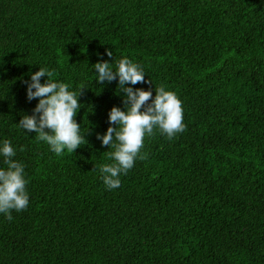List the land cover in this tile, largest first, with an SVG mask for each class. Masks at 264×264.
I'll return each mask as SVG.
<instances>
[{"label":"trees","instance_id":"trees-1","mask_svg":"<svg viewBox=\"0 0 264 264\" xmlns=\"http://www.w3.org/2000/svg\"><path fill=\"white\" fill-rule=\"evenodd\" d=\"M123 58L151 83L125 87L175 93L185 130L145 134L146 158L109 190L114 149L96 136L124 93L93 65ZM39 68L84 89L75 152L17 125L39 102L23 82ZM4 140L29 203L0 213V264H264V0H0Z\"/></svg>","mask_w":264,"mask_h":264},{"label":"clouds","instance_id":"clouds-1","mask_svg":"<svg viewBox=\"0 0 264 264\" xmlns=\"http://www.w3.org/2000/svg\"><path fill=\"white\" fill-rule=\"evenodd\" d=\"M105 54L112 57L108 49ZM93 68L98 75V84L111 83L118 77V88L124 93L123 104L126 110L114 106L108 114V123L115 127L109 126L104 135L96 136L102 142V147L111 146L114 149L108 152L113 163L100 166L103 183L107 189L112 190L120 187L119 176L127 174L137 157L146 158V155L140 154L145 134L151 136L154 128H158L172 139L185 130L183 109L175 93L166 91L164 86L154 89V99L151 89L145 91L125 87L127 84L138 83L151 85L149 80L145 81L142 67L128 58L120 59L115 71L107 61L97 62ZM55 75L54 71L39 68V71L31 75L30 81H23L27 84V100L30 102L38 99L39 102L32 110V115H23L17 125L27 133H36L37 140L46 142L51 151L60 155L65 149L69 153L75 152L85 141L80 135V125L75 120L77 110L80 109L78 98L84 89L81 88L79 93L70 91V85L56 81ZM42 77H47L43 84L40 82ZM0 154L4 156L7 165L6 170L0 169V213L11 221L12 210L19 212L28 206L27 181L24 178V165L12 159L16 153L9 140L3 141Z\"/></svg>","mask_w":264,"mask_h":264}]
</instances>
